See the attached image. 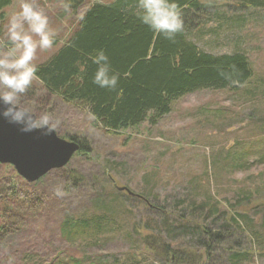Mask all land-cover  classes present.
<instances>
[{
    "label": "rangeland",
    "instance_id": "374dc122",
    "mask_svg": "<svg viewBox=\"0 0 264 264\" xmlns=\"http://www.w3.org/2000/svg\"><path fill=\"white\" fill-rule=\"evenodd\" d=\"M82 1L37 0L56 41L91 4L112 2ZM19 4L6 9L0 38ZM216 4L219 16L202 15L188 37L209 53L244 52L253 76L239 89L186 94L157 124L109 133L87 109L33 81L21 104L51 114L56 132L86 150L34 182L0 163V264L9 256L14 264H264V6ZM57 187L66 195H55ZM123 187L167 208L154 211ZM92 215L109 220H100V233L81 234ZM163 245L167 254H159Z\"/></svg>",
    "mask_w": 264,
    "mask_h": 264
},
{
    "label": "trees",
    "instance_id": "16d2710c",
    "mask_svg": "<svg viewBox=\"0 0 264 264\" xmlns=\"http://www.w3.org/2000/svg\"><path fill=\"white\" fill-rule=\"evenodd\" d=\"M236 1L253 8L264 6V0ZM175 2L182 13L184 31L174 41L141 23L136 15L137 0L91 4L65 42H55L57 52L37 64V79L48 91L94 113V122L109 133L137 127L147 119L157 124L171 111L172 102L186 94L203 89H239L247 84L253 69L244 52L209 53L189 38L192 30L198 31L195 25L202 24L198 22L202 15L208 19L212 14L219 16L211 11L220 6L216 0ZM12 3L13 0H0V22L5 20L6 9ZM101 49L109 56L112 70L119 73L115 90L92 82L97 65L89 56ZM79 64H86L87 70L81 72ZM79 143L80 152L85 151V141ZM128 196L143 200L154 211L162 213L167 208L139 193ZM192 207L199 209L195 204ZM101 219L109 220L104 215L90 216L81 224V234L100 233L99 228L105 225ZM211 234L220 237L214 231ZM169 249V245H163L159 254H167Z\"/></svg>",
    "mask_w": 264,
    "mask_h": 264
},
{
    "label": "clouds",
    "instance_id": "9594fccd",
    "mask_svg": "<svg viewBox=\"0 0 264 264\" xmlns=\"http://www.w3.org/2000/svg\"><path fill=\"white\" fill-rule=\"evenodd\" d=\"M68 8L65 5L66 11ZM136 15L142 24L165 39L174 41L176 35L184 31L182 13L175 0H137ZM5 27L4 36L0 38V116L10 124L20 126L24 133L38 130L51 135L60 121L49 113L35 114L21 104L20 97L37 79L38 66L34 61L38 52L52 49L57 33L37 0H20L19 11L10 15ZM89 59L97 65L92 82L100 88L115 90L120 76L112 70L106 52L98 50ZM79 70L85 72L87 65L79 64ZM88 117L95 119L91 112ZM55 195L62 197L66 193L57 187ZM14 259L9 256L8 264H14ZM256 264H261L259 257Z\"/></svg>",
    "mask_w": 264,
    "mask_h": 264
},
{
    "label": "water",
    "instance_id": "95a60500",
    "mask_svg": "<svg viewBox=\"0 0 264 264\" xmlns=\"http://www.w3.org/2000/svg\"><path fill=\"white\" fill-rule=\"evenodd\" d=\"M80 150L76 140L62 138L56 131L51 135L38 130L24 133L20 126L10 124L0 116V163L12 165L28 182L64 167ZM118 189L134 195L128 187Z\"/></svg>",
    "mask_w": 264,
    "mask_h": 264
},
{
    "label": "crops",
    "instance_id": "0c3cea01",
    "mask_svg": "<svg viewBox=\"0 0 264 264\" xmlns=\"http://www.w3.org/2000/svg\"><path fill=\"white\" fill-rule=\"evenodd\" d=\"M57 41H58V40H57ZM57 44H58V45H62L63 43H62V42H61V43H60V42H57ZM57 50H58V49L55 48V50H54L52 53H49L47 57H49V56L55 54V53L57 52ZM47 57H45V59H46ZM39 63H41V62H39Z\"/></svg>",
    "mask_w": 264,
    "mask_h": 264
}]
</instances>
